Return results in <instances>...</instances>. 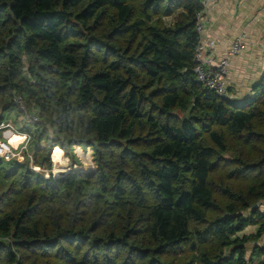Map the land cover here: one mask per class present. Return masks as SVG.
I'll list each match as a JSON object with an SVG mask.
<instances>
[{"label": "trees", "instance_id": "1", "mask_svg": "<svg viewBox=\"0 0 264 264\" xmlns=\"http://www.w3.org/2000/svg\"><path fill=\"white\" fill-rule=\"evenodd\" d=\"M200 9L0 0V114L15 95L41 111L37 163L59 145L97 165L46 178L0 159V264H264L246 246L264 233V73L242 100L205 88Z\"/></svg>", "mask_w": 264, "mask_h": 264}, {"label": "built area", "instance_id": "2", "mask_svg": "<svg viewBox=\"0 0 264 264\" xmlns=\"http://www.w3.org/2000/svg\"><path fill=\"white\" fill-rule=\"evenodd\" d=\"M219 1L220 0H201L202 9H200L196 13V42L194 49L193 70L198 81L202 83L205 88L214 91L218 95H228L227 74L229 72L231 59L234 56H238L244 53L246 51V44L244 43L245 34L241 33L240 35L235 37L231 48L226 53V56L218 57L215 54L214 47L216 45V41L206 34V29L209 22L208 12L213 7H215L219 3ZM12 104L16 106L17 110L21 114L23 120V122L21 123V127H24L26 129H16L11 123L2 121V118H0V152L4 153V155L0 156L1 160L6 162H10L13 160L24 162L25 158L28 157L29 160L31 159L29 163L30 169L34 172L42 174L46 178H49L51 175L55 177H63L75 171L91 172L97 168L96 165L95 168L93 167L89 170H86L83 167L77 168V163H75L74 167H70L71 163L65 165V163L60 164L54 162L53 150L54 148H56V146L52 147L50 152V164H52L51 168L47 167V162H45L44 164L36 163L33 157L35 158L36 151L40 146L43 145L41 144V141H44L43 139L40 140L39 143H36L37 140L35 139V129L39 124L43 122L41 111L35 107L30 109L20 95L14 96ZM13 134L27 136L28 139L24 144L20 145L19 148H14L8 144V139ZM30 146L33 147V149H30ZM64 152L65 150L63 149V157L66 153ZM85 152L87 153H82L84 155V158L85 156L87 158H90L88 160V163L84 162L86 166L89 165L94 160V158L93 152L89 147L88 150H85ZM25 153H27L26 157L23 156ZM67 161H69V159H67ZM56 167L60 169V175L58 176L55 173Z\"/></svg>", "mask_w": 264, "mask_h": 264}, {"label": "crops", "instance_id": "3", "mask_svg": "<svg viewBox=\"0 0 264 264\" xmlns=\"http://www.w3.org/2000/svg\"><path fill=\"white\" fill-rule=\"evenodd\" d=\"M208 17L206 34L216 41L218 57L226 56L235 37L245 34L246 51L232 57L227 74L228 97L242 100L253 93V86L264 73V0H220ZM263 206L261 201L262 212ZM248 254L256 262H264V254Z\"/></svg>", "mask_w": 264, "mask_h": 264}, {"label": "rangeland", "instance_id": "4", "mask_svg": "<svg viewBox=\"0 0 264 264\" xmlns=\"http://www.w3.org/2000/svg\"><path fill=\"white\" fill-rule=\"evenodd\" d=\"M177 14L178 13H176L174 15V17H177ZM167 22L168 23H173V18L172 17L171 18H167ZM180 115H181V113H180ZM0 117L2 118L1 119L2 121H6L8 123H11L16 129L19 128L20 125H21V123L23 122L20 112L15 107H10V108L2 111L1 114H0ZM36 143H39V141H37ZM41 144H43V145L39 147L40 150L47 148V141L46 140L41 141ZM33 145H34V142H33ZM59 147H61V146L57 145L56 148H54L55 151L53 150V152H56L57 148H59ZM30 149H33V147L30 146ZM85 150H86V147L85 146H82V147L76 146L75 149H74V151L78 154V156L74 160V158L72 157V155L70 154V152L67 151L66 149H65V152L66 153L64 152L65 155L63 157V149H61L60 151H58L60 153H59V156H58L57 159L63 158V161L64 160L66 161V162L64 161L65 165H68V164L71 163L70 167H74L75 166V162L74 161H76L77 162V164H76L77 165V168L83 167L86 170H89V169H91L93 167L95 168L96 167V164H95V161L94 160L89 165H86L85 166V163L84 162L88 163V160L90 159V158H87L86 156L84 158V155L82 153H85L86 154L87 152H85ZM87 150H88V148H87ZM26 155H27V153H25L23 156L26 157ZM33 159L37 163V161H36V159L34 157H33ZM67 159H69V161H67ZM30 160H29L28 157H26L25 160H24V162L26 161V162L30 163ZM50 161H51V157H50ZM46 165H47L48 168H51V166H52V164H50V163H47ZM56 170H57V168H56ZM57 171L60 172V169L58 168ZM56 175H60V174H56ZM4 186H5V183H3L0 180V191H2L4 189ZM261 201H264V200H261ZM261 201H259V203ZM256 231H257V226H248L244 230L243 233L244 234H251V233H255ZM246 246H247L248 253H262V254H264V233H263V235L258 240L253 241V242H250V243H247ZM260 248H262V250H263L262 252H260V250L258 251V249H260ZM226 253H230V250L227 251ZM247 256L250 259L251 255L250 254H247Z\"/></svg>", "mask_w": 264, "mask_h": 264}, {"label": "clouds", "instance_id": "5", "mask_svg": "<svg viewBox=\"0 0 264 264\" xmlns=\"http://www.w3.org/2000/svg\"><path fill=\"white\" fill-rule=\"evenodd\" d=\"M27 136L17 135L14 134L8 139V144L11 145L14 148H19L20 145L24 144L27 141ZM6 147V146H5ZM7 148V147H6ZM59 151V149H57ZM4 155L3 152H0V156ZM56 159V153H53V161L55 162Z\"/></svg>", "mask_w": 264, "mask_h": 264}, {"label": "bare ground", "instance_id": "6", "mask_svg": "<svg viewBox=\"0 0 264 264\" xmlns=\"http://www.w3.org/2000/svg\"><path fill=\"white\" fill-rule=\"evenodd\" d=\"M55 151V150H54ZM54 153V152H53ZM55 162H57V163H64V161H63V158H61V159H57V160H55ZM57 166H58V164H57ZM57 168V170H58V167H56ZM57 170H55V173L56 174H60V172L59 171H57ZM58 176V175H57Z\"/></svg>", "mask_w": 264, "mask_h": 264}, {"label": "water", "instance_id": "7", "mask_svg": "<svg viewBox=\"0 0 264 264\" xmlns=\"http://www.w3.org/2000/svg\"><path fill=\"white\" fill-rule=\"evenodd\" d=\"M223 97H226L227 95H222Z\"/></svg>", "mask_w": 264, "mask_h": 264}]
</instances>
